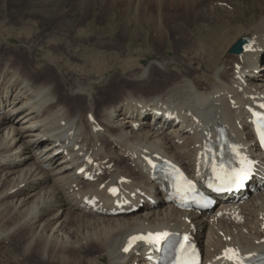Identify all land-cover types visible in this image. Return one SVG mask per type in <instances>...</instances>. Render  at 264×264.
Returning <instances> with one entry per match:
<instances>
[{
  "label": "bare ground",
  "instance_id": "6f19581e",
  "mask_svg": "<svg viewBox=\"0 0 264 264\" xmlns=\"http://www.w3.org/2000/svg\"><path fill=\"white\" fill-rule=\"evenodd\" d=\"M151 1L40 0V8H30L33 17L61 22L65 32L73 26L69 13L78 11L73 27L78 38L86 39L101 18L90 19L96 4L99 15L115 2L141 6L137 18H124L122 32L129 24H145L174 56L160 55L146 67L128 69L124 79L134 91L125 89L110 100L101 95L112 82L104 78L106 69L65 61L53 50L57 41L36 60L41 47L32 39L37 32L15 33L9 29L15 23L9 22L2 30L0 240L9 247L18 242L10 264H149L140 245L121 252L130 237L146 232L188 235L201 250L203 264L223 263L216 259L228 248L243 258L264 250V155L246 111L264 106V0L238 6L165 0L160 18L152 15ZM202 1L211 3L208 11L196 10ZM242 36L250 39L248 48L240 55L229 53ZM12 41L18 43L14 49ZM18 55L34 62L26 66ZM158 110L176 119L165 122ZM218 125L255 163V193L247 198L240 193L238 202L216 198L210 214L174 209L142 158L172 160L200 183L202 146ZM86 173L94 181H85ZM112 186L120 190L118 202L130 201L123 214H108L115 208L107 194Z\"/></svg>",
  "mask_w": 264,
  "mask_h": 264
},
{
  "label": "rangeland",
  "instance_id": "374dc122",
  "mask_svg": "<svg viewBox=\"0 0 264 264\" xmlns=\"http://www.w3.org/2000/svg\"><path fill=\"white\" fill-rule=\"evenodd\" d=\"M38 1L40 0H12L14 4L10 5L9 3L8 5H5L3 4L4 1L0 0V34L2 30L6 29V23H15V25L10 24L11 28H9L15 33L19 30L31 31L33 34L37 32L34 34L35 37L32 39L37 47H41V50L35 52L34 54L33 58L36 60H39L42 54L47 51L50 42L57 41L60 43L55 48H53V50L56 49V51H59L60 56L64 55L62 59L65 57V61L67 60L68 62L78 64L79 66H90V68L93 70L99 69L98 71L106 69L107 73L104 74L106 76L104 78L109 79L110 76L112 81L110 86L104 87L101 93L102 96L104 95L103 97L106 100H110L112 98L114 99L118 94L124 92L125 89H131L134 91L135 87L128 84L124 79L123 73L128 72V69L135 70L146 67L149 62L160 55L174 56V52L172 53V51L169 49V46L166 45L167 42L165 43L162 40V44H159L157 37L153 35L154 33L147 26H145V24L139 25L138 27H134L129 24L126 29L124 28L125 33L122 32V24L126 16H133L137 18L138 12L141 8V6H136L137 3H134L135 5L133 4L131 7L128 2L122 6L115 2L116 4H112L111 10L109 9L105 13L99 15L100 7L98 5L101 1H97L99 4H96V6L92 7L90 18L95 19L96 17L101 16L100 20L96 22L97 31L94 32L91 37L82 39L76 36L78 27H73L75 23L74 21L79 17L78 11L69 13L71 17L68 16V20L72 21L73 26L70 27L71 29L68 30V32H65L60 26L62 25L61 22L59 24L47 23L45 20H42L39 17H33L31 15L32 10H37L40 8L39 5H37ZM162 1L164 2L165 0H152L149 2L150 7H154L153 9L151 8V11L152 15L156 16V18H160L161 16L160 13H162V5L160 3ZM214 1L217 0H213V2ZM219 1L220 2H214L212 5L216 6L218 5L217 3H225L238 6L241 5L242 2L248 3L251 0ZM202 2V7L198 6L196 10L201 12L208 11L211 7V3L208 1ZM33 6L34 8L31 10L30 8ZM155 6L157 8H155ZM134 12L135 14H133ZM89 22L90 21L87 23ZM17 45L18 43L16 41H12L9 46L16 47ZM18 56H20L18 57V60L26 66H29L31 62H34L33 60L29 59L28 56ZM1 57L2 56H0V58ZM261 65L264 66V61H261ZM262 71H264L263 67ZM45 75L48 74L45 73ZM159 75L160 73L156 72V78H158ZM1 240L0 242L3 243H0V264H10L11 258L14 254L13 252L17 250L18 242L14 241L15 247H9L5 239L2 238Z\"/></svg>",
  "mask_w": 264,
  "mask_h": 264
},
{
  "label": "snow or ice",
  "instance_id": "6c2138e0",
  "mask_svg": "<svg viewBox=\"0 0 264 264\" xmlns=\"http://www.w3.org/2000/svg\"><path fill=\"white\" fill-rule=\"evenodd\" d=\"M264 107V106H262ZM253 115H258L256 113H253ZM258 135L260 137L261 143L264 144V117H261L258 122ZM231 151L236 155L239 156L240 153L238 152L237 148L233 146L231 148ZM240 163V168H232L228 171H223V165H221V172L217 173V179L220 180L222 183H229L233 184L236 187L241 186L242 181L247 178L249 171H250V162H247L244 158H241L239 161ZM149 164H152V161H148ZM155 167V165H152ZM213 171H216V168L214 166ZM188 184V188L191 189V182H186ZM110 191L115 192V189H111ZM182 188L177 185V192H181ZM169 236V233L164 232V233H156V234H149L148 237H143V236H136V237H131L129 239V245L128 247H131L132 243L136 240H143L147 239L149 243H155V242H160V241H166ZM185 241L188 240V237H184ZM128 247L124 249V251H128ZM224 258L231 261V264H244V259L239 255V252L235 249H225L224 250ZM264 259V258H262ZM180 264H195V261L192 259H183Z\"/></svg>",
  "mask_w": 264,
  "mask_h": 264
},
{
  "label": "water",
  "instance_id": "95a60500",
  "mask_svg": "<svg viewBox=\"0 0 264 264\" xmlns=\"http://www.w3.org/2000/svg\"><path fill=\"white\" fill-rule=\"evenodd\" d=\"M248 43V40L245 38H242L238 40L230 49V53L232 54H239L241 52V49L244 45Z\"/></svg>",
  "mask_w": 264,
  "mask_h": 264
}]
</instances>
